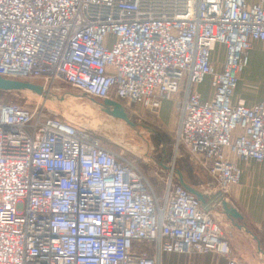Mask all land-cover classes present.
Returning <instances> with one entry per match:
<instances>
[{
    "label": "built area",
    "instance_id": "2783aa9c",
    "mask_svg": "<svg viewBox=\"0 0 264 264\" xmlns=\"http://www.w3.org/2000/svg\"><path fill=\"white\" fill-rule=\"evenodd\" d=\"M254 41L264 44V0H0V76L61 79L150 111L174 99L175 145L223 195L238 181L237 161L264 162V98L232 99ZM140 240L156 257L135 250ZM163 253L238 264L172 167L158 196L80 127L0 102V264H162Z\"/></svg>",
    "mask_w": 264,
    "mask_h": 264
},
{
    "label": "rangeland",
    "instance_id": "374dc122",
    "mask_svg": "<svg viewBox=\"0 0 264 264\" xmlns=\"http://www.w3.org/2000/svg\"><path fill=\"white\" fill-rule=\"evenodd\" d=\"M224 54V46L217 44L212 57L220 63L224 59ZM21 80L43 86V94H36L30 90H0V102L14 103L23 108L36 110L42 117H55L80 127L96 137L102 147L114 152L141 172L156 194L161 193L164 176L171 167L173 171L187 169L192 182L200 188H205L207 181L210 180L200 161L183 145L178 147L175 145L173 129L161 125L148 109L139 105L124 107L130 121L135 124L132 126L121 119L109 116L100 105L92 102L89 96L61 79L45 80L42 77H33ZM235 87L233 100L238 97L247 100L264 98V49L252 50L248 64ZM196 89L201 96L205 98L210 96V78L206 77ZM165 103V110L160 113L161 118L169 117L174 106L172 100ZM214 187L216 188L215 183ZM211 211L223 231L230 227L220 204H215ZM135 243V250L139 248L146 251L149 256L156 257L154 244L144 240ZM199 256L201 255L183 254L174 256L178 259L172 261L171 254H161L160 261L162 264H204Z\"/></svg>",
    "mask_w": 264,
    "mask_h": 264
},
{
    "label": "crops",
    "instance_id": "0c3cea01",
    "mask_svg": "<svg viewBox=\"0 0 264 264\" xmlns=\"http://www.w3.org/2000/svg\"><path fill=\"white\" fill-rule=\"evenodd\" d=\"M255 48L264 49V44L258 41L252 42L248 50V60L252 50ZM242 72L239 74V77L241 76ZM209 97L210 96L205 98L201 96L202 99H207ZM171 100L174 102V106L170 110L169 117L166 116L161 118L160 113L161 111L163 112L165 110V102ZM243 100L246 105H251L253 102L259 99L247 100V98H243ZM150 113H152L153 116L157 118L161 125L168 127L169 129L171 128L173 131H175L178 124L179 110L176 107V102L174 99L162 100L159 108L156 111H150ZM236 164L239 169L238 181L236 184L228 187L227 194H222L225 196L228 203L241 216V219L236 220V223L242 226L240 229L234 227L231 222L227 220L230 224V227L228 226V229H225V233L228 237L230 254L236 259L238 264H264V162L258 163L249 159L247 161H237ZM177 170L181 172L185 183L201 191L202 193L211 195L219 191L217 187H214V182L209 176L208 177L210 180L207 181L205 188H200V186H197L192 182L187 169ZM175 180L179 182L176 173ZM157 195L159 196L160 193ZM163 254H171L172 261L178 259L174 256L183 255L179 253ZM199 255H201L199 257L204 264H227V261L223 256H219L214 253H205Z\"/></svg>",
    "mask_w": 264,
    "mask_h": 264
},
{
    "label": "water",
    "instance_id": "95a60500",
    "mask_svg": "<svg viewBox=\"0 0 264 264\" xmlns=\"http://www.w3.org/2000/svg\"><path fill=\"white\" fill-rule=\"evenodd\" d=\"M0 90L2 91H13V90H30L36 94H43L44 88L39 84H35L26 80L11 79L0 76ZM91 101L97 103L101 106L102 110L111 117L121 119L126 123L134 126L135 124L130 121L128 113L125 111V108L118 102L111 99H104L98 101L94 98H91ZM178 176L179 183L187 189L190 193L196 196V199L200 202L201 207L206 211H211L215 204H220L223 214L226 216L228 221L231 224L240 229L242 226L237 224L236 220L241 219L240 214L228 203L227 200L223 197L220 191H217L211 195L202 193L201 191L189 186L184 182L183 176L180 171L177 169L174 170Z\"/></svg>",
    "mask_w": 264,
    "mask_h": 264
}]
</instances>
